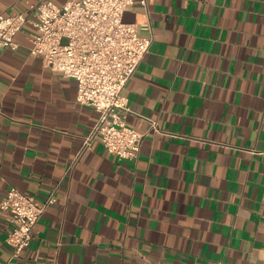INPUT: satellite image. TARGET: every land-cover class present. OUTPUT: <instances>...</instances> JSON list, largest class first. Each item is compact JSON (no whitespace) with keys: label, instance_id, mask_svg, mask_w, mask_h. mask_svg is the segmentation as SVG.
<instances>
[{"label":"crops","instance_id":"1","mask_svg":"<svg viewBox=\"0 0 264 264\" xmlns=\"http://www.w3.org/2000/svg\"><path fill=\"white\" fill-rule=\"evenodd\" d=\"M145 1L123 15L153 41L122 94L133 129L163 132L137 158L100 140L79 155L98 114L29 55L30 25L0 50V203L55 197L14 259L0 207V264H264V0Z\"/></svg>","mask_w":264,"mask_h":264},{"label":"built area","instance_id":"2","mask_svg":"<svg viewBox=\"0 0 264 264\" xmlns=\"http://www.w3.org/2000/svg\"><path fill=\"white\" fill-rule=\"evenodd\" d=\"M134 1L69 0L57 6L40 0L30 11L0 14V50L15 47L16 33L30 25L29 55L41 59L51 71L74 79L76 101L97 112L79 155L100 140L119 159H134L147 133L163 132L156 120L147 117L144 120L149 126L143 133L127 123L132 110L122 91L153 41L152 36H141L135 24L123 20L126 8ZM141 3L145 5L146 1ZM54 202L53 194L39 204L34 196L15 188L7 192L0 207L9 212L13 225L6 238L12 248L11 259L30 246L34 225Z\"/></svg>","mask_w":264,"mask_h":264}]
</instances>
